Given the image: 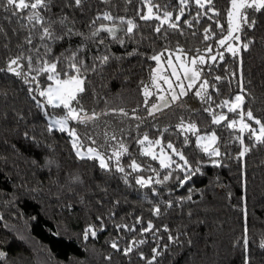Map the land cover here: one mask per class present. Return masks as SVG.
<instances>
[{
  "label": "trees",
  "instance_id": "trees-1",
  "mask_svg": "<svg viewBox=\"0 0 264 264\" xmlns=\"http://www.w3.org/2000/svg\"><path fill=\"white\" fill-rule=\"evenodd\" d=\"M66 2L52 0L49 15L57 19L67 14L72 22L67 26L84 36L42 41L40 30L36 28L32 29L33 44L40 47L48 43L52 55L59 56L61 53L67 55L66 49L76 50L86 43L88 48L84 54L88 57L104 54L112 57L105 65L89 59V64L97 65V71L87 73L80 104L89 112L97 113L124 108L129 116L101 115L95 125L88 126L96 138V145L84 141V148L105 145L106 154L111 155L123 142L128 149L120 160L125 172L116 170L115 159L110 162V170H104L96 159L78 158L67 132L55 128L51 132L46 130L52 118L63 114L61 110L51 106L41 109L28 92L29 86L35 88V84L26 85L22 78L7 71L0 72V215L4 216L0 221V250L8 253L4 264H147L153 248L161 252L153 264H245L246 261L264 264V247L261 246L264 243V144L253 147L254 138L250 140L248 131H242L238 124L234 129L228 128V121H239L238 113H228L226 107H217L239 91L242 61L243 80L250 94L246 97L245 111L250 107L264 122V11L253 13L249 10V17L256 20V26L245 28L241 41H235L237 46L251 41L248 50L241 46L237 57L226 51L224 61L217 59L205 68V73L210 71L211 74H203V78L215 85L207 90L211 101L201 100L190 91L180 101L149 116L148 107L155 98L148 106L143 105L142 82L149 85L151 70L157 67V62L150 57L164 49H183L189 57L209 55L205 52L209 45L213 47L211 54H216L215 51L222 48L217 46V41L226 34L230 0H213L219 16L212 20L204 16L198 22L193 19L198 8L194 0H190V7L178 22L180 28L173 30L164 25L161 33L154 31L158 21H144L140 15L147 13L150 4L159 5L162 15L168 5L166 10L173 12L174 18L178 14L177 0H149L148 4L142 0H84L80 8L65 7ZM105 11L136 23L137 28L130 35L117 31V36L125 40L123 45L103 32L99 39H104L105 44L99 48L85 40L90 35L89 22L97 13ZM15 12V9L0 7V68L21 51L25 55L32 51V45L25 43L31 28L26 19L29 10L19 15ZM185 19L192 21V27L183 23ZM216 20L224 25L223 34L216 27ZM102 22L120 24L118 19ZM54 27L62 34L59 25ZM209 27L207 35L211 39L205 40L204 30ZM21 63L26 64V61ZM24 71L27 73L28 69L25 67ZM232 72L237 73L236 77ZM215 76L222 79L216 81ZM37 79L41 89L51 83L46 74ZM33 95L44 100L38 92ZM206 107L217 114H226L228 120L220 125L212 124L211 115L204 111ZM133 109L141 120L133 118ZM181 120L185 124L195 123L200 135L215 132L216 146L222 156L209 157L196 145L192 133L182 134L177 127ZM69 125L76 127L79 133L85 131V126L75 121H70ZM104 133L116 135L117 140L107 142L113 147H107ZM145 133L150 140L161 139V145L155 146L157 150L164 147L171 152L166 145L172 142L193 167L199 166L201 171L184 186L176 179L183 173L175 169L174 177L163 184L138 185L135 181L140 176L145 179L151 176L155 180L157 171L161 178L167 171L160 169L158 160L141 154V145L136 141ZM185 135L191 141L187 145L184 144ZM238 136L251 148L243 158L238 157L242 150ZM99 150L104 152L105 148ZM132 159L141 165L140 170L133 172L129 167ZM173 159L179 160L175 156ZM212 159H219L222 166L213 165ZM189 195L191 200L187 199ZM157 205L161 209L159 215L153 212ZM137 218H141L140 223ZM148 222L154 229L143 232ZM89 225L94 226L97 234L85 240L83 233ZM117 225H135V230ZM165 225L168 231H164ZM245 226L249 240L247 248L238 243ZM169 235L175 240H169ZM140 240L144 243L137 244L131 253L124 255L123 249L130 242ZM113 241L118 243L119 251L111 247Z\"/></svg>",
  "mask_w": 264,
  "mask_h": 264
},
{
  "label": "snow or ice",
  "instance_id": "snow-or-ice-1",
  "mask_svg": "<svg viewBox=\"0 0 264 264\" xmlns=\"http://www.w3.org/2000/svg\"><path fill=\"white\" fill-rule=\"evenodd\" d=\"M130 2V0H129ZM84 0H67L65 7H75L80 8ZM142 3L148 4L149 0H142ZM178 3V14L173 18V12L167 11L168 5H165V10L162 12V15L159 12V5L150 4L147 8V13L140 15V19L144 21L155 19L158 21V25L154 28L156 33H161L164 25H167L168 28L173 30H178L181 21V18L185 15V11L190 7V0H177ZM195 5L198 10L196 16L193 18L197 22L201 17L207 16L208 19L212 20L214 17L219 16V11L215 8L213 0H194ZM0 7L6 9H15L16 15H19L20 12L24 10H29V14L26 19L31 25L29 29V35L25 38V43L32 45L31 54L25 55L21 51L18 55L9 58L6 61L4 68H0V72L7 71L8 73L14 74L16 77L22 78V81L26 85L35 84L36 87L33 88L29 86L28 92L33 100L36 101L37 105L44 109L46 106H51L52 109H60L63 113L53 118L50 123H48L46 130L51 132L54 128L58 129L60 132H67V134L72 138L71 144L75 150V154L78 158H85L87 156L89 159H96L99 162L100 168L104 170H110V162L115 159V168L120 173L125 172V168L121 166L120 160L123 155L128 153V149L123 142L119 143V147L115 149L111 155L106 154V146H89L87 151L82 152L81 149L85 147L84 141H90L92 145H96V138L88 130V126L95 125V122L100 118L101 115H108L109 113H116L123 117L129 116V113L124 108H111L107 111H102L97 113L94 110L89 112L81 104L79 97L85 92V83L87 80L88 72L97 71V65L95 63L89 64V59L99 61L100 65H105L109 63L110 55H97L94 57H88L85 53V49L88 48L86 43H82L81 46H78L76 50L69 51L65 50L67 55L61 53L59 56L52 55V47L48 43H44L42 46L38 47L33 44V31L32 29L39 28L40 30V39L42 41H58L62 40L67 36L79 35L84 36L83 33L73 32L72 28H69L67 25L72 23L67 14L61 15L57 19H53L49 13H51L52 0H0ZM153 8H156L157 11L154 12ZM206 9V11H204ZM249 10L253 13H259L264 11V0H230L229 9L226 12L227 17V30L226 34L222 35V38L218 39L217 46L223 47L228 53H231L233 57H237L238 53L241 51V46L244 50H248L250 47L251 41L243 42L241 46L234 45L232 41H241V33L245 28H254L256 26V20L254 18L250 19ZM209 13H212L209 16ZM139 14V13H138ZM119 20V26L113 23L108 25L102 21H115ZM184 24H187L189 27H192V21L185 19ZM55 25L60 26L61 33H58L55 29ZM216 27L220 29L221 34L225 32V27L223 24L216 20ZM137 28L136 23L132 19H125L124 17H114L111 12L105 11L102 13H97V15L89 22L90 35L85 37V40L95 43L99 48L100 45L105 44L104 39H99L100 34L108 33L114 40L123 45L125 40L117 36V31H123L125 35H130L134 32V29ZM206 35L204 36L205 40L211 39V36L207 35L210 31L209 28H205ZM7 48V45H5ZM90 51V49H89ZM179 52L183 54V57L187 58L188 53L184 52L183 49H178ZM168 52V49H164L163 52H160L156 55L150 57L153 61L157 62V67L151 70V85L143 84L142 82V94H143V105L148 106L150 98L154 95L151 88L157 90L156 99L157 102L151 103V106L148 107V115L154 116L157 112L161 111L163 108H168L172 103L178 102L182 97L188 95V90H191L197 81H202L199 84V90L195 92L197 97H200L201 100L207 99L211 101L212 97L208 94L207 90L211 86L215 88V85H210V81L206 78L202 79V73L205 75H210V71L205 73L203 67L208 64V61L216 62L225 60L224 51L218 52L216 55H212L213 47L209 45L205 52L209 55H196L192 56L189 59H183L181 55L175 56V61L173 62V57L169 55L166 60L167 68L171 69L170 75H165L164 68L162 67L161 61L164 54ZM131 55V53H129ZM47 57H50L47 58ZM22 61H26V64H22ZM67 62L66 64L64 62ZM27 68V73L24 71V68ZM211 65H209L210 69ZM35 75H32V73ZM42 74L47 75V86L41 89L40 81L37 77L42 76ZM231 75L236 77L237 73L232 72ZM171 77H175L173 81ZM216 81H220L222 77L215 76ZM163 81L167 85V89H164L161 86L160 81ZM183 80H187V87L183 83ZM177 88L179 91L177 92ZM238 88L239 91L234 95L231 100H224L221 104L217 105L219 108H227L228 113H238L239 115V125L242 131L246 130L249 133V139L254 138L256 144H264V122L260 118L256 117L249 107L245 111V102L246 97L250 95L248 89L245 87L243 80L242 72V61H241V70L240 76L238 79ZM34 92H38L39 97H43L44 100H38L36 95H33ZM133 118L136 120H141V117L135 115L136 110L133 109ZM204 111L211 115V122L215 125H220L222 121H227L228 117L226 114H217L211 107L204 108ZM48 115L47 112H45ZM75 121L78 125H84L85 131L79 133L76 127H70L69 122ZM258 127H253L252 123ZM237 120L233 119L227 122L226 126L230 129L237 127ZM177 127L181 130V133H192L196 137V145L209 157H221L222 153L219 146L217 145V136L215 132L210 134L200 135L198 134L200 130L197 128L196 124L193 122L185 124L181 120L180 124ZM26 137L28 133L24 134ZM98 135V134H97ZM105 142L107 147H113L110 144H107L109 140L115 141L117 137L114 133H104ZM242 150L239 151L238 157L243 158L251 148L244 144L242 137L238 136ZM141 145V154L144 156H149L153 161H159L160 169L167 170L166 174L162 175L161 173L156 172L157 178L153 180L151 176L145 179L143 176H140L136 179V183L141 186L150 185V184H163L174 177V171L178 170L183 173L182 177H176L177 182L180 186H184L187 182L191 181L193 177L201 171L199 166L193 167L189 162L187 157L183 152L177 149L172 142H168L166 148L171 150L169 154L164 147H161L159 153H157L154 148L157 145H161V139L150 140L147 133L143 135L141 139L136 141ZM191 141L188 139L187 135L184 138V144H189ZM105 148V151L102 152L99 149ZM173 156L178 157L179 160L173 159ZM211 163L215 166H222L219 159H212ZM129 167L133 172L140 170L141 165L135 160L132 159ZM152 171H156L152 169ZM127 180V177H125ZM153 192L156 191L155 188L152 189ZM191 191V190H190ZM188 200H191L192 197L189 195ZM169 206L171 202L169 201ZM160 207L157 205L153 208L155 215L160 214ZM34 219V218H33ZM99 220L100 217H97ZM4 220V216L0 215V221ZM141 222V218H137V223ZM118 228L124 227L129 231L135 230V225L129 227L128 225H117ZM154 229V225L151 222H148L147 227L143 228V232H149ZM159 231V229H156ZM164 231H168L167 226H164ZM97 231L93 225H89L88 228L84 230L83 238L87 240L89 236H96ZM169 240H175V238L169 235ZM144 241L140 240L138 242H130L129 245L123 249L124 255H128L134 249L137 244H143ZM238 243L247 248L249 240L247 237V226H245L244 235L238 240ZM264 247V243L261 244ZM111 247L116 250L119 249V245L116 241L111 243ZM165 248L167 245L164 246ZM153 255L147 264H153V261L157 259V256L161 255V252L157 248L152 249ZM141 258L143 254L141 253ZM8 259V253L4 250H0V264ZM110 259V257H109ZM245 264H248L246 261Z\"/></svg>",
  "mask_w": 264,
  "mask_h": 264
},
{
  "label": "rangeland",
  "instance_id": "rangeland-1",
  "mask_svg": "<svg viewBox=\"0 0 264 264\" xmlns=\"http://www.w3.org/2000/svg\"><path fill=\"white\" fill-rule=\"evenodd\" d=\"M232 43H233L234 45H236V42H235V41H232ZM220 51H224V52H226V50H225L223 47H222L221 49H217V51H215V52H216V54H217V53L220 52ZM162 52H163V51H162ZM216 54H213V55H216ZM169 55H171V56L173 57V62H174V63H178L177 61H175V56H176V55H181L183 59H189L190 57H192V56H190V57L188 56L187 58H185V57H183V54H182L181 52H179L178 50H168V52H166V53L164 54V56L162 57V61H161L162 67L164 68V73H163V74H165V75H170V72H171V69L167 68V64H166V60H167V57H168ZM205 56L207 57L208 55H205ZM211 62H212V61L209 60V61H208V64L211 63ZM208 64H206V65H204V66H198V67H203V68L205 69V68L208 67V66H207ZM171 79L174 81V80H175V77H171ZM202 79H203V73H202ZM201 82H202V81H197V82H196V85H195L191 90H188V92H190V91H194V92L198 91V90H199V84H200ZM160 83H161V86H162L164 89H167V85L164 84L162 80L160 81ZM183 83H184L185 86L187 87L188 81H187V80H183ZM149 85H151V83H150ZM151 90L153 91L154 95L150 98V101H151V99L154 100V98H155V101H154V102H157V99H156V93H157V90H156L155 88H151ZM178 91H179V89L177 88V92H178ZM154 102H153V103H154ZM150 106H151V103H150ZM52 119H53V118H52ZM237 124L239 125V121H238ZM154 150H155L157 153H159V150H160V149L157 150V148L155 147ZM81 151L86 153V151H87V147H86V148H82ZM167 152H168L169 154H171V152H169V151H167Z\"/></svg>",
  "mask_w": 264,
  "mask_h": 264
}]
</instances>
